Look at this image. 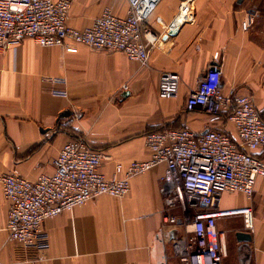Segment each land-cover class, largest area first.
Wrapping results in <instances>:
<instances>
[{"label":"crops","instance_id":"obj_1","mask_svg":"<svg viewBox=\"0 0 264 264\" xmlns=\"http://www.w3.org/2000/svg\"><path fill=\"white\" fill-rule=\"evenodd\" d=\"M182 1L160 0L144 24L157 37L146 65L84 44L77 53L32 38L0 47V264H185L174 244L186 243L193 233L165 222L178 211L164 207L163 163L133 177L124 197L102 194L46 220L42 229L50 247L44 252L9 238V201L1 181L12 172L30 180L52 174L73 135L105 153L100 170L107 177L117 164L123 177L133 161L149 159L145 135L161 126L200 131L210 125L237 139L226 114L211 125L203 109L186 110L190 91L211 65L222 72L223 92L252 96L264 121V0H195L192 21L169 32L165 26ZM128 7L127 0H72L67 23L84 29L106 8L125 16ZM247 16L252 22L244 30ZM163 72L181 77L172 99L158 95ZM52 86L67 95L54 94ZM254 154L264 161V147ZM220 203L222 210L250 207L254 225L249 231L241 214L217 219L227 249L223 264H264V177L250 198L225 192Z\"/></svg>","mask_w":264,"mask_h":264},{"label":"built area","instance_id":"obj_2","mask_svg":"<svg viewBox=\"0 0 264 264\" xmlns=\"http://www.w3.org/2000/svg\"><path fill=\"white\" fill-rule=\"evenodd\" d=\"M125 16L115 15L109 8L96 17L93 24L78 29L68 25L72 0H0V47L32 38L43 47H61L77 53L80 45L96 50L119 51L129 59L146 65L150 47L157 37L144 28L147 19L160 0H127ZM195 0H183L174 19L165 27L172 32L192 21ZM160 20V19H158ZM251 17L243 29L251 26ZM222 72L211 65L190 91L185 107L210 114L211 125L229 114L237 139L228 133L206 125L195 131L187 126L167 127L145 135L151 157L133 161L123 177L122 165L107 177L101 172L103 151L94 149L84 138H71L54 160V172L30 180L16 172L6 174L1 181L9 201L7 231L9 238L39 252L50 247L43 223L65 211L83 205L105 194L124 197L131 189V179L144 174L158 164H165L159 191L168 213L165 222L190 228L193 236L174 247L185 264H223L227 249L217 228L222 216L241 214L245 227L253 230L250 207L222 210L219 204L225 192L253 195L256 181L264 177V161L254 151L264 147V121L250 95H226L222 89ZM181 77L176 72H163L158 95L161 99L177 96ZM54 94L65 96L63 88L53 87Z\"/></svg>","mask_w":264,"mask_h":264},{"label":"trees","instance_id":"obj_3","mask_svg":"<svg viewBox=\"0 0 264 264\" xmlns=\"http://www.w3.org/2000/svg\"><path fill=\"white\" fill-rule=\"evenodd\" d=\"M226 117H227V119L229 118V114H226ZM161 127H163V126H161ZM160 128V127H159ZM159 128H156V129H159ZM156 129H152V130H156ZM152 130H150V131H152ZM74 136V138H76L77 137V135H73ZM93 147V146H92ZM94 149H97V150H99L98 148H95V147H93ZM100 151H102V150H100Z\"/></svg>","mask_w":264,"mask_h":264},{"label":"rangeland","instance_id":"obj_4","mask_svg":"<svg viewBox=\"0 0 264 264\" xmlns=\"http://www.w3.org/2000/svg\"><path fill=\"white\" fill-rule=\"evenodd\" d=\"M77 137H79V138H84L85 140H86V138L85 137H83V136H77ZM87 141V140H86ZM88 142V141H87ZM89 143V142H88ZM92 147V146H91ZM100 150V149H99ZM221 204V203H220Z\"/></svg>","mask_w":264,"mask_h":264},{"label":"water","instance_id":"obj_5","mask_svg":"<svg viewBox=\"0 0 264 264\" xmlns=\"http://www.w3.org/2000/svg\"><path fill=\"white\" fill-rule=\"evenodd\" d=\"M66 115L68 114V113H65ZM242 234H246V233H242Z\"/></svg>","mask_w":264,"mask_h":264}]
</instances>
